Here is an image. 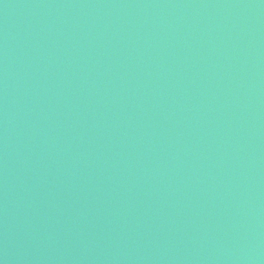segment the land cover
Segmentation results:
<instances>
[{"label": "water", "instance_id": "1", "mask_svg": "<svg viewBox=\"0 0 264 264\" xmlns=\"http://www.w3.org/2000/svg\"><path fill=\"white\" fill-rule=\"evenodd\" d=\"M0 264H264V0H0Z\"/></svg>", "mask_w": 264, "mask_h": 264}]
</instances>
